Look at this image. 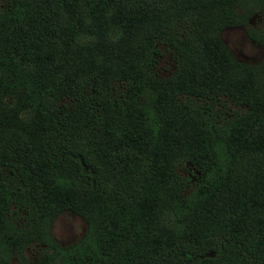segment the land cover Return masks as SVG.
I'll list each match as a JSON object with an SVG mask.
<instances>
[{"label":"trees","instance_id":"trees-1","mask_svg":"<svg viewBox=\"0 0 264 264\" xmlns=\"http://www.w3.org/2000/svg\"><path fill=\"white\" fill-rule=\"evenodd\" d=\"M254 10L0 0V264H264V58L219 36ZM61 211L78 241L49 236Z\"/></svg>","mask_w":264,"mask_h":264},{"label":"rangeland","instance_id":"rangeland-1","mask_svg":"<svg viewBox=\"0 0 264 264\" xmlns=\"http://www.w3.org/2000/svg\"><path fill=\"white\" fill-rule=\"evenodd\" d=\"M255 10L248 15L244 24L229 25L222 28L219 32L221 40L238 61L252 64H257L264 58V47L252 37V35L259 36L260 31L264 29L263 16ZM176 64L177 60L174 53L161 47V55L156 64L158 75H170L175 69ZM215 101L218 103L214 107L217 114L221 110V95ZM218 115V119H221V112ZM196 174L197 171L192 169L191 173H189L190 178L195 179ZM13 183H15V180H11L8 186H12ZM85 230V219L69 211L57 213L50 221L48 227L49 236L60 244L78 241L83 236ZM35 248V246L30 245L24 247L22 251L23 259L27 261L32 260Z\"/></svg>","mask_w":264,"mask_h":264}]
</instances>
